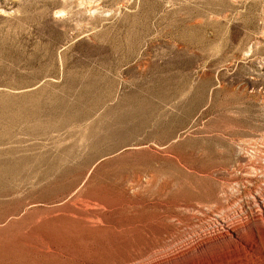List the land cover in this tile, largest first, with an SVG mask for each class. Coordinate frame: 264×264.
I'll return each mask as SVG.
<instances>
[{"label": "rangeland", "instance_id": "1", "mask_svg": "<svg viewBox=\"0 0 264 264\" xmlns=\"http://www.w3.org/2000/svg\"><path fill=\"white\" fill-rule=\"evenodd\" d=\"M10 166L0 264H264V0H0Z\"/></svg>", "mask_w": 264, "mask_h": 264}, {"label": "bare ground", "instance_id": "2", "mask_svg": "<svg viewBox=\"0 0 264 264\" xmlns=\"http://www.w3.org/2000/svg\"><path fill=\"white\" fill-rule=\"evenodd\" d=\"M71 81V80H70ZM88 87V86H87ZM71 92V91H70ZM60 102V101H59ZM41 103V102H40ZM62 103H63V99H62ZM67 104V103H66ZM41 105V104H40ZM40 109V108H39ZM44 110V109H43ZM49 110V109H48ZM134 112V111H133ZM127 113V112H126ZM125 113V114H126ZM125 114H123V115H125ZM129 114V113H128ZM65 115V114H64ZM120 115V114H119ZM127 116V115H126ZM131 116V115H130ZM119 117H121V116H119ZM18 119H20V118H18ZM30 119V118H29ZM24 120V119H23ZM51 120V119H50ZM110 122V121H109ZM21 123H22V120H21ZM123 123V122H122ZM107 124V123H106ZM112 125V124H111ZM9 152V151H8ZM7 152V153H8ZM11 153V152H10ZM16 162H17V160H16ZM21 162V161H20ZM20 166H21V164H20ZM55 166V165H54ZM16 167V166H15ZM14 166H10V167H6L5 169H3V170H0V175H2V174H5V173H7V174H12V173H15L16 172V168H15ZM56 168V167H55ZM20 169V168H19ZM56 170V169H55ZM26 171V170H25ZM30 171V170H29ZM19 172V171H18ZM43 172V171H42ZM23 174V173H22ZM21 174V175H22ZM25 175V174H24ZM34 176V175H33ZM8 177V176H7ZM27 177V176H26ZM29 177V176H28ZM32 177V176H31ZM38 177V176H37ZM15 178V177H14ZM13 178V179H14ZM35 178V177H34ZM0 179H1V176H0ZM4 179V178H3ZM26 179V178H25ZM27 180V179H26ZM5 181H6V179H5ZM6 186V185H5ZM257 197H259V196H257ZM254 198V197H253ZM260 198H262V197H260ZM264 199V198H263ZM254 201V200H253ZM257 206H256V209H257V207H259V209L261 208V210L259 211V209H258V211L260 212V215H259V219L261 220V222L263 223V225H264V211L262 210V208L264 207V201L263 200H261V199H258L257 200ZM254 205V204H253ZM253 213V212H252ZM251 215V214H250ZM252 217V216H251ZM256 218H258V217H256ZM258 219V220H259ZM250 220V218L248 219V221ZM252 220V219H251ZM250 220V221H251ZM259 220V221H260ZM249 221V222H250ZM255 223H256V221H255ZM243 224V223H242ZM241 224V227L243 226ZM249 224V223H248ZM251 224V223H250ZM223 225V224H222ZM245 225H247L246 223H245ZM254 225V224H253ZM257 225V224H256ZM259 225V224H258ZM240 226V225H239ZM262 226V225H261ZM260 225H259V227H261ZM247 227H249V225L247 226ZM257 227V226H256ZM237 228V227H236ZM239 228V227H238ZM254 228H255V226H254ZM241 229V228H240ZM249 229V228H248ZM236 230H239V229H236ZM235 229H228V236H230V237H234V238H236L237 240H239V242L240 243H244V244H247V245H251V243H248L246 240H243L242 238H241V236L239 235V233L236 231ZM253 230V229H252ZM240 231V230H239ZM242 231V230H241ZM261 231V230H260ZM258 232V231H257ZM264 232V231H263ZM243 233V232H242ZM260 233V232H259ZM258 234V233H257ZM256 234V235H257ZM226 235H227V233H226ZM261 235V234H260ZM221 236V235H220ZM259 236V235H258ZM245 238V237H244ZM255 238V237H254ZM211 240H213V238L210 236V237H208V238H206L204 241H206L207 243L209 242V241H211ZM214 240H215V238H214ZM217 240V239H216ZM235 240V239H234ZM230 241V240H229ZM228 241V242H229ZM264 241V240H263ZM205 242V243H206ZM218 242V241H217ZM222 242V241H221ZM235 242V241H234ZM260 242H262V241H260ZM204 243V242H203ZM233 243V242H232ZM237 243V242H236ZM263 243V242H262ZM210 244V243H209ZM255 245H256V243H255ZM203 246V245H202ZM215 246V245H214ZM235 246V245H234ZM253 246V245H252ZM227 247V246H226ZM231 247V246H230ZM198 248H199V246H197V250H198ZM229 248V247H228ZM232 248V247H231ZM194 249H196V248H191V249H189L188 251H187V254H189L190 255V253H192V252H194ZM203 249V248H202ZM256 249V248H255ZM260 249V248H259ZM263 249H264V247H263ZM235 250H236V248H235ZM204 251V250H203ZM212 251V250H211ZM214 251H215V249H214ZM227 251V250H226ZM238 251V250H237ZM241 251H242V249H241ZM219 252V251H218ZM251 252V251H250ZM223 253H224V251H223ZM244 253V252H243ZM198 254V253H197ZM202 254V253H201ZM230 254V253H229ZM240 254V253H239ZM247 254V253H246ZM192 255V254H191ZM195 256H196V254H194ZM214 255H215V253H214ZM217 255V254H216ZM233 255V254H232ZM194 256V257H195ZM207 256V255H206ZM211 256H213V255H211ZM234 256V255H233ZM236 256V255H235ZM251 256V255H250ZM192 257V256H191ZM205 257V256H204ZM263 257V256H262ZM235 258V257H234ZM244 258V257H243ZM255 258H257V257H255ZM197 259V258H196ZM206 259V258H205ZM237 259V258H236ZM242 259V258H241ZM200 260V259H199ZM229 260H231V259H229ZM239 260V259H238ZM245 260H246V256H245ZM250 260V259H249ZM252 260V259H251ZM201 261V260H200ZM203 261V260H202ZM222 261H226V259H223ZM240 261V260H239ZM258 261V260H257ZM229 262V261H228ZM204 263V262H203ZM224 263H226V262H224ZM233 263V262H232ZM182 264V263H181ZM197 264H201V263H197ZM205 264H223L222 262H221V260L219 259V258H217V256H215V257H211L210 259H208L206 262H205ZM245 264H259V263H253V262H248V263H245ZM261 264V263H260Z\"/></svg>", "mask_w": 264, "mask_h": 264}]
</instances>
